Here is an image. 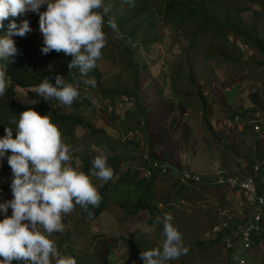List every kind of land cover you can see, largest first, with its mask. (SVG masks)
<instances>
[{
	"label": "rangeland",
	"instance_id": "1",
	"mask_svg": "<svg viewBox=\"0 0 264 264\" xmlns=\"http://www.w3.org/2000/svg\"><path fill=\"white\" fill-rule=\"evenodd\" d=\"M111 1L112 4L107 6L103 0L101 8L103 11L107 9L109 17L110 11L123 14L130 9L124 0ZM257 8L251 5V10L243 13L241 18L246 27L257 26L256 40L264 42V21L257 19L254 13ZM44 10L46 5L40 11ZM32 15L35 25L30 33L40 35L39 16L35 13ZM147 16H151V19L145 21ZM109 17L105 19L111 20ZM156 20H160V23L156 24ZM140 21L145 22L136 41L125 37L115 40L109 31L105 33L106 41L111 42L101 50V57L96 62L100 72L99 82L95 88L88 86L82 90L76 98L80 102L89 100L91 106L78 109L73 104H61L54 98H51L49 105L59 108L63 114L82 117L97 128L106 130L114 139H134L135 145L128 149L121 148L118 141L97 147L92 144L91 137L87 138L86 133L78 129L75 139L64 140L70 147L72 159L69 163L79 170L82 167L79 157L82 155L95 158L103 154L107 160L116 159L120 172L112 181L113 184L118 182L121 174L137 169L131 163H122L124 158L140 160L148 155L147 144L151 148L148 134L153 142L154 159L168 161L170 166L167 164L164 167L175 170L159 183L164 189L173 188V210H163L158 215L166 205L162 203L157 206L159 212L156 218L144 212L139 216L130 215L132 206L126 210L121 208L120 204L125 199L123 188L120 187L112 194L101 216L89 220L82 215L81 207L77 205V210L64 218V231L53 233L49 238L56 247L62 243L67 254L76 258L77 264H101L105 260L108 264H143L140 249L147 251L162 247L163 219L171 216V223L181 232L188 251L167 264H240L242 259L247 264H259L261 261L257 260H262L264 249L260 246L252 249L242 239L243 231L253 216L258 214L259 208L241 190H234L230 185L221 192L215 185L222 187L219 184L221 173L232 178L229 180L235 183V180L252 177V170L256 166L260 171L263 169L264 71L259 64L264 62V55L256 47L237 42L242 56L240 54L237 58V66L231 68L222 61L203 56L208 45L206 42L204 46L196 44L191 47L175 26L162 22L160 13L151 10ZM152 22L155 25L150 27ZM159 36H162L161 40L156 39ZM229 39L233 41L232 36ZM247 60L250 64H247ZM0 71L5 72L3 62L0 63ZM174 85L192 93L195 103H188L174 92ZM214 89L218 92L215 93ZM111 91H119L121 96L110 95ZM160 91L162 98L172 104L173 109L162 102ZM36 92L37 88L18 90L17 101L34 106L38 104L34 95ZM134 92L137 93L138 102H135L136 97L132 100L129 97ZM200 95L207 102L208 122L202 117L204 111ZM223 101L226 105H222ZM177 102L180 105H176ZM138 107L147 110L148 118L138 114ZM111 108L117 114L115 122L106 111L110 112ZM193 110L198 111V116ZM130 112H137L138 116L133 117ZM10 124L15 128L14 124ZM143 127L147 134L142 131ZM109 167L112 169L111 165ZM185 171L214 186L198 188V194L181 197L178 194L181 183L177 182L181 180L189 184L180 177ZM10 177L11 169L5 158L0 166V196L4 199H11ZM91 180L97 189L105 183L96 177ZM133 196L131 204L137 200L136 193ZM8 214L11 215V209ZM158 218L160 223H157ZM212 230L215 235L211 233ZM221 232L223 235L218 243L214 242V246L209 249L199 247L198 242H208L210 236L216 240Z\"/></svg>",
	"mask_w": 264,
	"mask_h": 264
},
{
	"label": "clouds",
	"instance_id": "2",
	"mask_svg": "<svg viewBox=\"0 0 264 264\" xmlns=\"http://www.w3.org/2000/svg\"><path fill=\"white\" fill-rule=\"evenodd\" d=\"M125 3L131 4L132 0ZM45 5L46 10L40 11ZM102 6L103 0H0V60L14 63L18 55L14 38L32 31L27 19L19 23L12 19L6 31L4 22L9 17L38 14L44 44L41 52L47 55L54 50L71 56L68 67L77 68L79 77L66 82L56 75L54 83L51 78H43L37 95L46 102L54 98L71 105L79 96L81 83L96 87L95 78H88V74L106 44L104 25L117 29L114 19L104 20L107 9L99 11ZM7 79L0 71V97L5 94ZM10 123L15 125V132L5 127V135L0 137V166L6 158L11 169V199L0 196V264H77L75 257L62 255L49 237L64 231V218L75 205L85 211L89 206H99L102 197L91 177L105 182L112 179L107 156L92 159L86 174L70 165V147L62 141L49 115L41 116L30 108ZM171 220V216L163 219L162 247L140 253L143 264H167L187 254L182 234Z\"/></svg>",
	"mask_w": 264,
	"mask_h": 264
},
{
	"label": "trees",
	"instance_id": "3",
	"mask_svg": "<svg viewBox=\"0 0 264 264\" xmlns=\"http://www.w3.org/2000/svg\"><path fill=\"white\" fill-rule=\"evenodd\" d=\"M105 3L108 6L112 4V1L105 0ZM126 4L130 7V9L124 11L123 14L116 13V11H110L108 12L111 15L110 17L107 13L104 15L105 21H108L105 19V17L108 16L111 20L114 19L117 24L116 30L108 27L107 23L103 27L104 33L109 31L111 37L115 36V40H117L116 35H118V37L130 38V40L136 41L138 32L141 30L143 23L150 20L151 16H147L146 20L143 22H141L140 19L144 16V14H150L151 10H154L155 12L160 13V18L163 19V23L175 26V28L181 32L183 39L187 40L188 43L191 44V47H195L196 44H202L204 46V43L206 42L208 45L203 51V56L206 58H212L219 62L222 61L231 68L236 67L238 64L237 58L239 59V55L242 53L241 49L236 46L237 42H241L243 45L256 47L264 55V42L256 40L258 34L257 26L254 24L251 27H246L244 19L241 18L243 13L251 10V5H255L256 7H259L257 8L258 10L254 12L257 19L264 21V0H248L245 2H242V0H132L131 4ZM99 11L103 12L102 9ZM155 14L156 13H153V15ZM12 19H16L18 23L27 19L30 21V26L32 28L35 25V19L32 13L27 16L17 18L9 17V19L4 22L5 31L7 24ZM158 22L160 23V20L155 21L156 24ZM155 23L152 22L149 26L152 27ZM231 36L233 37L232 42L229 39ZM14 39L18 48V55L15 62L12 64L5 61V73L8 78L9 87L5 89L4 96L0 97V113L3 112L0 115V137L5 135V127H10L13 131L15 130L14 126L10 124V120L14 118L18 119L21 112L31 108L36 110L41 116H50L51 121L58 126L63 142L66 138L75 139L76 131L81 129L86 133L87 138L91 137V139H93L91 142L97 147H101L106 144L110 145V141H118L119 146L123 149H128L135 145L134 139L128 138L125 141L122 139H114L108 135L106 130L97 128L94 124L88 122L82 117L63 114L59 108L49 105L51 98L48 102H46L39 95H37V92L34 95L38 104L35 102L36 105L32 106L28 103L22 104L17 102L18 89L37 88L40 81L46 77L51 78V82L54 83V77L56 75L63 76L66 79V82H74V79L79 77V71L77 68L70 69L68 67L71 63L72 57L66 56L63 52L57 53L53 50L47 55L43 54L41 52V49L44 46L42 34L38 35L36 33H30L25 37H15ZM156 39L161 40L162 36H159ZM110 42L109 40L106 41L105 48ZM102 53L104 54V51H102ZM1 62L3 61L0 60V63ZM247 64H250L248 60ZM259 65L264 71V62H261ZM145 69L147 70L148 67H145ZM99 77L100 72L96 65L89 72L88 78H95L97 83L99 82ZM85 88H88V86L81 83L79 93H82L81 91ZM173 91L177 92L179 96L184 97L188 103H195L192 93L183 91L175 85L173 86ZM214 92L217 93L218 91L214 89ZM134 93L135 94L129 97L131 100L136 97L135 102H138L139 98L137 97V93ZM109 94L116 95L117 97L121 96L119 91H111ZM159 94L162 102L173 109V105L169 104L162 98L161 91ZM216 96L215 100L218 104V95ZM78 100L75 99L72 103L75 108L79 109L81 107H89L92 105L89 103V100L85 99L81 102ZM200 100H202L201 104L202 111H204L205 121L208 122V114L206 111L208 108L207 102L202 95H200ZM223 104L226 105L225 101L222 102V105ZM138 109L139 115H144L148 118V113H146L145 108L138 107ZM106 111H108L111 115L110 119L115 122L117 117L115 110L111 108L110 112L109 110ZM132 114L134 115H131L133 117H135V115L138 116L137 112H133ZM142 131L147 134L146 128L143 127ZM13 136L15 138L14 134ZM147 137L151 144V148L148 147V144L146 146V152L148 155L146 154V157L140 160L133 157L124 158L122 163H131L132 167L136 166L137 169L121 174L117 183L113 184L112 181L120 172L118 165L119 162L116 159L107 160L108 166L111 165L112 167L113 177L111 180L105 182L102 187L98 188V192L102 197L98 207L89 206L87 211H85L82 207L80 208L81 213L85 218L93 220L94 218L101 216L107 205L110 203V200L115 193L114 191L120 187L121 189L123 188V197L125 199L124 203L120 204L122 206L121 208L126 210L128 207L132 206V212L130 215L139 216L142 212H144L150 214L153 218H156L163 212V210H173L171 204L173 201L171 198V189L173 188L164 189V187H162L159 183L163 182L165 180L164 177L170 173H174L175 170H168L164 167V165L167 164L170 166L171 163L168 161H165L162 158L154 159L153 142L148 134ZM179 142L181 143L182 141ZM79 159L82 163L80 170L88 174L89 169L92 167L91 161L94 158L82 155ZM139 161L141 162L140 164L138 163ZM155 163L157 165L159 164V166L154 167ZM262 165L263 169L257 175L258 178L256 180V186L258 188L259 197L264 198V159ZM163 169H165V172H163ZM141 173H143V177H141ZM180 177L183 179V173ZM223 177L226 178L229 176L224 174ZM243 180L245 181V179L241 178L239 180V184ZM184 182H189V184L183 183L181 180L177 182L181 183L178 194L183 198L188 195L190 196L191 194H198V188L207 189L214 186L206 184L204 179H202L199 183L196 181ZM177 183H175V186H177ZM215 186L218 187L221 192L226 191L230 187L229 184L222 187L219 185ZM234 190H240V187L238 186L237 189ZM133 193H136L137 200L131 204L130 201L134 197ZM159 194L160 197L158 196ZM162 203L166 205L159 212L157 210V206ZM77 208V205H75L73 210H77ZM258 208V214H261V220L257 223L258 230L253 231L250 235L249 246L252 249H256L259 246L264 249V212L262 213L264 206H259ZM89 213H91V215H89ZM251 220L253 221V218ZM211 233L215 235L213 230ZM222 235V232L219 233L216 240L210 236L211 240L208 242H198V245L201 249H206L207 247L209 249V247L214 246V242H219ZM57 249L60 253H62V255H68L66 249L63 248L62 243L57 247ZM140 251L142 252L144 249H140ZM228 251H230V254L232 255L231 257H233L232 250L229 248ZM257 261H261L259 264H264V256L262 260ZM250 263L251 262L248 264ZM101 264L108 263L105 260Z\"/></svg>",
	"mask_w": 264,
	"mask_h": 264
},
{
	"label": "built area",
	"instance_id": "4",
	"mask_svg": "<svg viewBox=\"0 0 264 264\" xmlns=\"http://www.w3.org/2000/svg\"><path fill=\"white\" fill-rule=\"evenodd\" d=\"M116 37H118L116 35ZM259 128H257L258 130ZM154 167H158V165L155 163ZM163 172H165V169H163ZM260 172V168L258 166H256L253 170V176L252 177H247L245 179V181L243 180L242 182H240L239 184V180H235V183H232L229 179H232L230 177H223L224 173H221L219 176L221 177V180L219 181V184L222 186H225L226 184L231 185V187L233 189H237V187H240V190L249 198V200L255 204V206L259 207V206H264V198L259 197L258 195V188L256 186V180H257V175ZM183 179L185 181H196V182H201L202 179L196 176H193L192 173H190L189 171H185L183 172ZM230 181V182H229ZM261 220V214H256L255 216H253V221L249 222L248 227L245 229V231H243L242 233V239L248 243V247L249 246V241H250V235L253 231L258 230L257 227V223ZM215 232V231H214ZM230 241V240H229ZM232 246V244H229ZM240 264H247V262L245 261V259H242Z\"/></svg>",
	"mask_w": 264,
	"mask_h": 264
},
{
	"label": "crops",
	"instance_id": "5",
	"mask_svg": "<svg viewBox=\"0 0 264 264\" xmlns=\"http://www.w3.org/2000/svg\"><path fill=\"white\" fill-rule=\"evenodd\" d=\"M176 105H180V104H178V102H177V104ZM189 106L191 107V105L189 104ZM193 108V107H192ZM194 109V108H193ZM196 109V108H195ZM193 111H196V110H193ZM146 112H147V110H146ZM196 113H197V116H198V111H196ZM208 116V115H207ZM154 117V116H153ZM202 117L204 118V120H205V117L202 115ZM202 121H203V119H202ZM207 124V123H206Z\"/></svg>",
	"mask_w": 264,
	"mask_h": 264
}]
</instances>
